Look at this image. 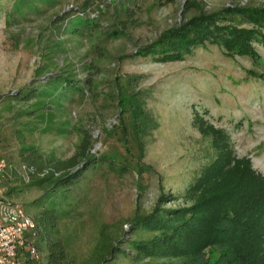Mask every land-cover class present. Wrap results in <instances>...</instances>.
<instances>
[{
    "label": "rangeland",
    "instance_id": "rangeland-1",
    "mask_svg": "<svg viewBox=\"0 0 264 264\" xmlns=\"http://www.w3.org/2000/svg\"><path fill=\"white\" fill-rule=\"evenodd\" d=\"M52 1L0 0V155L23 177L17 128L30 124L26 142L62 159L74 153L80 130L89 131L96 162L72 185L63 204L71 213L59 225L78 255L102 224L118 225L128 239L135 215L191 205L189 185L216 156L193 123L194 110L222 127L236 155L250 157L264 174V45L254 43L253 60L230 59L215 45L196 47L182 60L132 56L198 14L262 7L264 0H194L187 9L188 0ZM80 9L99 17L80 20ZM114 30L120 34L110 36ZM57 75L83 89L66 85L41 96L38 89ZM27 88L34 93L17 97ZM42 192L34 187L10 199L31 215L25 204ZM169 260L224 261L216 254Z\"/></svg>",
    "mask_w": 264,
    "mask_h": 264
},
{
    "label": "trees",
    "instance_id": "trees-1",
    "mask_svg": "<svg viewBox=\"0 0 264 264\" xmlns=\"http://www.w3.org/2000/svg\"><path fill=\"white\" fill-rule=\"evenodd\" d=\"M193 5H197L195 1L188 0L184 9ZM98 17L89 9L77 12L80 20L95 21ZM119 34V30H114L110 36ZM254 43L264 45V6L226 7L198 14L185 25L162 32L148 45L137 48L132 56L182 60L196 47L215 45L230 59L253 60L259 57ZM74 81L57 75L43 83L38 93L54 95L66 85L82 90ZM33 91L27 88L17 97ZM203 117L194 110L193 123L210 137L216 156L189 185L191 205L157 207L147 214L135 215L128 239L118 225L102 224L94 244L82 255L76 253L59 225L71 213L63 204L72 185L96 162L91 134L81 129L74 153L62 159L55 152H43L39 146L26 142V132L32 131L30 124L17 128L19 160L29 168L30 179L26 183L19 172L12 171L11 181L2 184L5 196L10 199L34 187L43 191L40 198L25 204L31 207L36 224L29 241L39 255L44 254L35 258L26 252L27 264H125L122 258H127L128 264H177L169 259L179 254L194 260L216 254L224 259L221 264H264V174L253 168L250 157L236 155L222 127ZM104 159L112 162L111 158ZM33 208L41 210L36 212ZM202 264L208 262L204 260Z\"/></svg>",
    "mask_w": 264,
    "mask_h": 264
},
{
    "label": "built area",
    "instance_id": "built-area-1",
    "mask_svg": "<svg viewBox=\"0 0 264 264\" xmlns=\"http://www.w3.org/2000/svg\"><path fill=\"white\" fill-rule=\"evenodd\" d=\"M247 0H240L245 5ZM94 15V14H93ZM24 179H30L26 165ZM16 168L12 162L0 155V264H27L25 253L39 258L35 245L29 241L34 235L35 221L24 208L4 195L3 182Z\"/></svg>",
    "mask_w": 264,
    "mask_h": 264
},
{
    "label": "crops",
    "instance_id": "crops-1",
    "mask_svg": "<svg viewBox=\"0 0 264 264\" xmlns=\"http://www.w3.org/2000/svg\"><path fill=\"white\" fill-rule=\"evenodd\" d=\"M2 156V155H1Z\"/></svg>",
    "mask_w": 264,
    "mask_h": 264
}]
</instances>
